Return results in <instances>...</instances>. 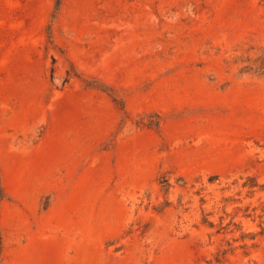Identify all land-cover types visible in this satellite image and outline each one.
Segmentation results:
<instances>
[{
  "label": "rangeland",
  "instance_id": "obj_1",
  "mask_svg": "<svg viewBox=\"0 0 264 264\" xmlns=\"http://www.w3.org/2000/svg\"><path fill=\"white\" fill-rule=\"evenodd\" d=\"M0 264H264V0H0Z\"/></svg>",
  "mask_w": 264,
  "mask_h": 264
}]
</instances>
